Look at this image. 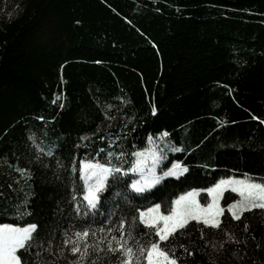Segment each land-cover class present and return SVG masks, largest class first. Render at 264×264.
<instances>
[{
	"label": "trees",
	"instance_id": "16d2710c",
	"mask_svg": "<svg viewBox=\"0 0 264 264\" xmlns=\"http://www.w3.org/2000/svg\"><path fill=\"white\" fill-rule=\"evenodd\" d=\"M121 97L130 103L122 105ZM108 104L114 106L109 114L117 117L113 126L102 111ZM125 115L133 120L123 150L150 146L149 134L167 131V143L157 144L168 156L161 167L179 159L189 165L187 179L168 177L136 196L121 182L130 183L129 174L112 181L115 187L105 192L109 202L99 214L77 217L70 189L54 178L57 160L64 165L73 158L103 162L107 141L98 137L119 133ZM218 120L227 123L217 128ZM260 120L264 0H0V223L35 222L40 239L59 244L65 230L104 226L100 222H108L109 211L128 214L153 203L163 207L179 192L210 186L221 177L249 173L264 182ZM29 135L52 148L47 168L30 164ZM172 145L185 151H169ZM127 159L112 163L127 166ZM5 162L30 169L32 178L15 183L18 173ZM116 192L131 198L113 199ZM25 206L30 215H17ZM225 213L223 227L246 237V245L207 247L199 226L190 222L187 236L177 238L194 252L188 264H264V211L245 212L241 221ZM204 239L218 243L223 232L205 229Z\"/></svg>",
	"mask_w": 264,
	"mask_h": 264
},
{
	"label": "snow or ice",
	"instance_id": "6c2138e0",
	"mask_svg": "<svg viewBox=\"0 0 264 264\" xmlns=\"http://www.w3.org/2000/svg\"><path fill=\"white\" fill-rule=\"evenodd\" d=\"M120 100L122 105L130 103L123 97ZM55 102L54 100L53 103ZM61 107H63L62 103ZM113 107L108 104L102 109L104 118L110 126H113L112 122L117 118L109 114L108 109ZM121 110V108L116 109L117 112ZM156 111L153 105L151 107L153 115ZM37 119L43 120V117H37ZM252 119L259 118L253 116ZM132 120L133 117L125 115V122L121 125L119 133L98 137L101 141H107L108 150L103 162L91 157L81 158L78 161L73 158L69 165H64L57 160L58 170L53 173L54 178L63 181L64 186L70 189L69 198L77 217L99 214V209L109 202L104 195L105 192L115 187L112 181L129 177V174H132L131 182L128 183L127 179L121 182L126 185L130 193L136 196L149 193L165 178L179 180L185 177L187 179L185 174L189 173V165L179 159H173L168 166L161 167L168 156L163 148L157 147V144L167 143L169 138L167 131H161L155 135L149 134L146 142L150 146L143 148L133 146L135 150L130 153L123 150L121 142ZM225 123L227 121L218 120L217 128ZM259 123L264 124V120H260ZM97 131H100L99 127ZM80 139L87 140L89 137L81 136ZM27 141L33 152L30 164L36 163L40 167L47 168L45 158L54 156L52 148H46L43 144L37 143L33 135H29ZM114 148H120V150L114 151ZM168 150L185 151L183 147L175 145ZM192 150L187 149L189 152ZM99 152H105V149L101 148ZM126 157H128L127 166H117L112 163L113 160L125 161ZM7 166L18 173V176L14 177V182L17 184L22 179L30 180L33 176L30 169L13 164H7ZM203 167L208 166L203 165ZM62 173H66V180ZM76 173L78 178L74 175ZM8 187L11 189L12 184ZM233 193L236 194V198L231 197ZM0 195L3 194L0 193ZM117 196H121L126 202L131 198L128 193L119 192L113 193L112 198ZM222 199L225 200L223 206ZM229 200L231 202H228ZM225 209L232 221H241L245 212L251 213L254 209L264 211V182L252 179L249 173H244L242 176L221 177L210 186L191 187L179 192L163 207L162 203H153L143 209L135 207L128 214L120 211L117 215V210L109 211L105 214L108 222L106 224L103 221L100 222L104 226L92 228L89 225L77 229L70 228L64 231L59 244H54L50 238L46 241L40 239L37 232L38 224L35 222L23 225L0 223V264H29V258H31V264H58L61 259L66 264H104L105 261L107 264H188L187 258L193 257L194 252L187 243L178 242L177 238L187 236V231L192 226L190 222H195L199 226L200 239L207 247L220 250L225 244L246 245V237H237L235 233L223 227L222 217L226 215ZM17 215H30V213L25 206L17 209ZM141 225L142 231L139 230ZM205 229H220L223 232V239L218 243L204 239ZM247 230L248 223L243 221V231L247 232ZM259 247L258 243L257 248ZM178 249L181 250L179 254H177ZM233 255L236 256L235 251ZM208 258L211 260L210 255Z\"/></svg>",
	"mask_w": 264,
	"mask_h": 264
},
{
	"label": "rangeland",
	"instance_id": "374dc122",
	"mask_svg": "<svg viewBox=\"0 0 264 264\" xmlns=\"http://www.w3.org/2000/svg\"><path fill=\"white\" fill-rule=\"evenodd\" d=\"M202 195H206V194H202ZM222 201V200H221ZM202 203L204 202L203 200L201 201Z\"/></svg>",
	"mask_w": 264,
	"mask_h": 264
}]
</instances>
